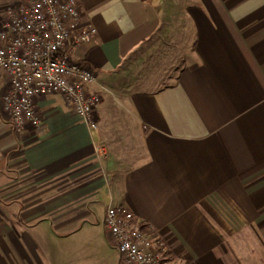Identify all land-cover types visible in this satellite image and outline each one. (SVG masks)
<instances>
[{"label": "crops", "instance_id": "crops-1", "mask_svg": "<svg viewBox=\"0 0 264 264\" xmlns=\"http://www.w3.org/2000/svg\"><path fill=\"white\" fill-rule=\"evenodd\" d=\"M19 1L0 0V22ZM79 5L96 36L69 52L96 72V127L47 92L34 96L40 126L16 129L0 67V243L10 262L27 264L30 244L57 254L104 242L102 253H117L103 216L120 204L156 227L172 264H264V0Z\"/></svg>", "mask_w": 264, "mask_h": 264}, {"label": "built area", "instance_id": "built-area-1", "mask_svg": "<svg viewBox=\"0 0 264 264\" xmlns=\"http://www.w3.org/2000/svg\"><path fill=\"white\" fill-rule=\"evenodd\" d=\"M80 0H20L6 6L0 22V67L10 79L1 103L11 124L39 127L35 94L63 93L75 112L97 126L100 91L94 68L71 57L70 42H90L96 27L81 23ZM118 264H172L164 237L125 205L110 204L103 216Z\"/></svg>", "mask_w": 264, "mask_h": 264}, {"label": "rangeland", "instance_id": "rangeland-1", "mask_svg": "<svg viewBox=\"0 0 264 264\" xmlns=\"http://www.w3.org/2000/svg\"><path fill=\"white\" fill-rule=\"evenodd\" d=\"M95 229H99V227L96 226ZM100 234L101 233L99 232L97 236ZM104 241H106L105 238ZM103 245L99 244V246L93 250L82 248L77 249V247L73 248L71 244H66L65 246L59 245L55 249L58 253L54 254L53 249L47 251V249L39 247L36 244H30L29 249L27 248L28 254L24 259H27V264H97L100 258L105 256L108 257V264H118V254L110 248H108L106 253H102L105 247L104 242ZM108 247H110L109 244ZM4 248L5 246L1 245L0 256L3 258L0 257V264H12L9 259V252L4 250ZM22 252L26 255L24 248H22ZM94 252H96V254H94ZM93 256L96 257L93 258Z\"/></svg>", "mask_w": 264, "mask_h": 264}]
</instances>
